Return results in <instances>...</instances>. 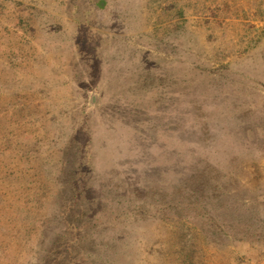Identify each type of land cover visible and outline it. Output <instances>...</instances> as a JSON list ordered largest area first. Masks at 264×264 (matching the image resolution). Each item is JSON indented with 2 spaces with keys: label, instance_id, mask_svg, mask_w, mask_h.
I'll return each mask as SVG.
<instances>
[{
  "label": "rangeland",
  "instance_id": "1",
  "mask_svg": "<svg viewBox=\"0 0 264 264\" xmlns=\"http://www.w3.org/2000/svg\"><path fill=\"white\" fill-rule=\"evenodd\" d=\"M0 264H264V0H0Z\"/></svg>",
  "mask_w": 264,
  "mask_h": 264
},
{
  "label": "trees",
  "instance_id": "2",
  "mask_svg": "<svg viewBox=\"0 0 264 264\" xmlns=\"http://www.w3.org/2000/svg\"><path fill=\"white\" fill-rule=\"evenodd\" d=\"M87 166V165H86ZM168 215V213H167V211H164V216H167ZM91 223H93V221L91 222ZM242 234H244V233H242ZM75 236H77L78 237V235L77 234H75ZM70 254V253H69ZM69 254H67V255H65L63 258H67L68 257V255Z\"/></svg>",
  "mask_w": 264,
  "mask_h": 264
}]
</instances>
